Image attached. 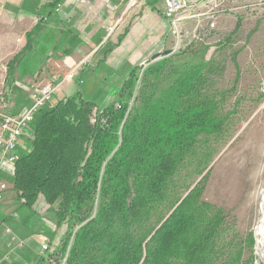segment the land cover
I'll list each match as a JSON object with an SVG mask.
<instances>
[{
  "label": "trees",
  "instance_id": "trees-1",
  "mask_svg": "<svg viewBox=\"0 0 264 264\" xmlns=\"http://www.w3.org/2000/svg\"><path fill=\"white\" fill-rule=\"evenodd\" d=\"M166 55L133 67L110 104L77 91L34 116L11 182L22 205L42 196L65 224L62 264H241L252 245L202 198L230 118L208 85L212 61Z\"/></svg>",
  "mask_w": 264,
  "mask_h": 264
},
{
  "label": "rangeland",
  "instance_id": "rangeland-1",
  "mask_svg": "<svg viewBox=\"0 0 264 264\" xmlns=\"http://www.w3.org/2000/svg\"><path fill=\"white\" fill-rule=\"evenodd\" d=\"M203 2L182 21V39L166 56L175 59L202 54L205 60L212 61L208 85L216 95L222 94L220 110L223 115L229 114L230 118L223 124L224 130L211 139L213 157L202 174L207 175L202 198L224 210L226 220L235 227L240 237L252 235V245L244 248L241 264H264V244L259 241L263 235L261 227L264 216L261 197L264 187V0ZM146 5L159 8L163 13L162 0H118L117 13L112 17L106 34L116 39ZM168 20L170 43L159 53L172 50L175 44L172 24ZM87 50L76 55V59L70 63L67 73H72V77H65L68 82L60 89L67 95L80 91L84 98L100 106L110 104L117 97L116 89L123 77L119 73L120 81L100 79L95 89H89L84 81L79 83L86 61L94 62ZM151 57L137 66L136 75H140L152 60ZM158 59L161 56L153 60ZM0 66L4 69L7 67L6 64ZM69 83L71 85L68 87ZM109 84L110 90H105V85ZM35 86L31 84L26 96ZM18 97L23 99L24 95ZM14 98L5 97V100L8 104ZM54 101L55 98L51 99L49 105ZM24 139L26 136L23 143ZM201 176L193 174L190 182L199 181ZM11 178L12 174L6 177L8 190L0 204V216L4 217V221L11 218L18 222L21 217L33 213L22 205V198L18 200ZM179 189L182 192L183 186ZM43 204H36L34 213L45 217L48 222L53 220L54 226L49 230L48 226H39L36 232L38 237L30 242L15 233L17 224L9 226V231L4 234L5 242L9 244L8 256L6 252L0 253V264L63 263L65 256L58 249L66 226H56L49 205L44 207Z\"/></svg>",
  "mask_w": 264,
  "mask_h": 264
},
{
  "label": "crops",
  "instance_id": "crops-1",
  "mask_svg": "<svg viewBox=\"0 0 264 264\" xmlns=\"http://www.w3.org/2000/svg\"><path fill=\"white\" fill-rule=\"evenodd\" d=\"M53 1L0 0V65L7 66L6 69L0 66V97L5 103V97H15L8 103L15 112L28 105L29 97L25 93L31 84L54 83L57 87L51 99L69 96L60 88L68 82L69 78L65 79L68 66L85 49L94 62L86 61L79 83L84 81L89 89H95L100 79L120 81L119 73L123 81L133 67L158 54L170 43V23L159 8L146 5L135 21L113 39L106 30L117 13L118 0H61L52 5ZM110 47L111 50L105 52ZM110 88V84L104 87L105 90ZM21 94L23 99L18 97ZM22 141L23 138L19 141L18 151L23 150ZM40 202L46 206L43 197L39 196L29 208L33 215L21 217L18 222L3 219L1 254L6 252L8 256L9 244L5 242L4 234L9 226L17 224L15 233L26 237V242L36 240L39 226H48L47 230L54 226L53 220L48 222L34 213V206Z\"/></svg>",
  "mask_w": 264,
  "mask_h": 264
},
{
  "label": "built area",
  "instance_id": "built-area-1",
  "mask_svg": "<svg viewBox=\"0 0 264 264\" xmlns=\"http://www.w3.org/2000/svg\"><path fill=\"white\" fill-rule=\"evenodd\" d=\"M199 1L162 0L163 15L167 19H170L175 36V44L173 49L170 50L171 52L178 46L182 39V21L189 17V13L192 10L198 9L204 3V0ZM211 1L214 0H205V2ZM216 1L222 3L225 0ZM71 77L72 73H68L67 78ZM56 87L51 82L36 85L32 88L28 96V105L18 112L13 111L11 106L5 103L2 97H0V204L4 200L5 193L8 190L6 177L12 174L15 162L19 158V141L28 135L35 114L39 108L51 101ZM2 225L3 219L0 217V226ZM6 231H9L8 228Z\"/></svg>",
  "mask_w": 264,
  "mask_h": 264
},
{
  "label": "bare ground",
  "instance_id": "bare-ground-1",
  "mask_svg": "<svg viewBox=\"0 0 264 264\" xmlns=\"http://www.w3.org/2000/svg\"><path fill=\"white\" fill-rule=\"evenodd\" d=\"M261 194H262L261 195V197H262V209H263V213H264V187L262 189ZM262 221H263V224L261 227V231L263 232V235H261V238L259 239V241L264 244V216L262 218ZM262 221H261V223H262Z\"/></svg>",
  "mask_w": 264,
  "mask_h": 264
},
{
  "label": "water",
  "instance_id": "water-1",
  "mask_svg": "<svg viewBox=\"0 0 264 264\" xmlns=\"http://www.w3.org/2000/svg\"><path fill=\"white\" fill-rule=\"evenodd\" d=\"M169 53H170V50H164V51H162L161 53H158V54L154 55V56L152 57V59H155V58H157V57H159V56H161V55H166V54H169Z\"/></svg>",
  "mask_w": 264,
  "mask_h": 264
}]
</instances>
